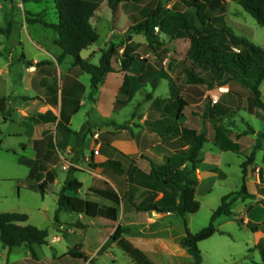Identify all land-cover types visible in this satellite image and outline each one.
I'll return each mask as SVG.
<instances>
[{"label":"rangeland","instance_id":"374dc122","mask_svg":"<svg viewBox=\"0 0 264 264\" xmlns=\"http://www.w3.org/2000/svg\"><path fill=\"white\" fill-rule=\"evenodd\" d=\"M144 4L155 8L159 2L157 0H145ZM231 4L228 7L230 13L227 16L229 25L234 27L232 22L239 21L244 26L237 27L242 31L245 30V34L236 28L234 29L235 33L247 37L255 45L264 48V27H261L242 7L237 8L235 4ZM167 6L175 11L186 10L184 5L178 2H171ZM239 10L243 16L234 19L232 16L235 13L238 14L236 11L239 12ZM39 14L44 15L48 22L58 23L55 0H25L23 5L20 2L15 4L12 0H0V27H11L12 30V34L7 36V61L10 77L17 85L23 84L24 76L30 74H36L35 78L37 79L44 76H53L52 72H54L55 67L40 65L51 60V58L48 54L41 52L36 47V43L47 51L56 50L55 44L50 39L51 37L48 39L49 41L38 38V35L43 34L50 36L54 31L45 29L41 25L27 23V18ZM92 24L102 35L97 47H101V50L107 49L111 43L120 46V54L113 60L115 68L122 70L121 61L124 49L126 46H132L135 48L134 56L147 60V64L158 69H164L172 80H176L177 73L180 72L190 48L189 40H171L162 36L166 40L165 45L153 51L146 46L148 43L145 36L138 35L132 30V22L125 7L120 6L117 12L113 13L105 1L92 19ZM31 38L36 43H32ZM2 39L4 40V36L0 35V40ZM58 57L59 55L54 58L55 66L58 65ZM98 59L94 61V64L98 62ZM73 62L72 57H67L63 65H58L62 78L66 70L73 65ZM60 75L51 82L61 83L62 78ZM181 79L183 80V77ZM81 80L88 85L91 79L89 75L85 74L81 77ZM176 82L179 85L181 80ZM169 83V80L162 79L156 90L152 85H147L137 93L135 101L124 108V111L118 116L111 112L112 106L110 104L103 102L102 106H98L99 92L103 84L97 94L94 95L90 86L83 100L86 105L77 107L82 110L79 114L72 116L73 127L74 129L81 127V123L86 119L85 110H87L89 121L82 130L88 132L86 140L88 137H92L94 140V154H96L95 152H101L103 149L105 155L104 150L110 149V140L125 137V135L135 137L136 129L142 135L146 132L153 134L152 136L156 142L165 145L162 135L157 130H151L147 124L158 122L164 118L155 100L171 99L172 92ZM23 88V86L17 87L22 92L24 91ZM195 90L190 89L185 95L181 93L178 97L183 102L185 96L191 104V107L184 108V118L179 122V126L181 129L187 127L197 133H205L208 140L202 154L204 162L195 174L198 179L196 197L201 203V208L196 214L190 215L186 219L176 214H161L155 210L147 211L146 208L152 204H156L160 208L158 199L152 200L140 194L136 196L135 192L132 191L126 196L131 204H128L127 200L124 204L126 208L123 223L130 222L126 236L133 240L140 249L150 251L159 264H192L193 258L180 244L186 235L185 224L187 223L190 232L193 234L207 228L214 212L221 206L223 198L231 195L228 202L231 203L234 217H220L215 223L218 232L212 238L200 244L203 264H264V205L261 203V200H264V181L261 177V174H264V119L262 117L264 110L254 109L252 114L244 111H233L228 116L221 118L224 128L222 130L227 134L233 145H238L237 152L229 151L221 155L220 146L214 143L217 134L215 123L204 118L203 115L210 101L214 104V100H219L225 96L229 92V86L218 87L215 85L212 90H208L206 87ZM261 90L264 101V83ZM28 93H33V91L29 90ZM199 93H203L204 96L200 97ZM151 95L153 99H150L149 96ZM9 99L10 105L7 116H0V143L3 147H17L18 150H0V214H27L29 216L28 224L49 231V245L39 248L38 254L40 256L46 255L49 257L56 249L62 254L66 246H75L79 251L93 253L98 247L97 245L103 240L101 257L97 258L94 264H129V261L125 259L127 255L122 250L117 248L113 250L112 248L111 237L115 232V222L103 219V231H99L100 218L90 219L85 217L83 222L94 223L93 229L84 228L85 230H80L79 226L81 229L83 227L78 223H74L78 221V214L66 211L59 215V222H62V225L56 221L58 194L69 171L74 170V178L77 176L85 182L86 186L93 187H98L101 184L102 178L98 177L100 171L91 168L90 158L87 160L84 155V145L82 148H77L76 144L69 154L60 151L56 145L54 133L47 137L50 146L48 159L42 160V154L29 151L28 144L25 145L26 153L23 152L20 145L29 140L25 133L28 132L31 124L19 120V114L13 118L16 106L22 102L10 103L15 99L14 96L9 97ZM248 99L251 101V97L247 92L246 101ZM54 105L52 107L56 108ZM53 115L52 111L45 114V116ZM22 118L28 121L36 120L32 116L22 115ZM3 121L8 123L4 124ZM68 131L73 132L71 128ZM79 132L75 133L77 142V133ZM15 134H20V136H14ZM144 138L146 140V137ZM101 141H103L102 144H100ZM258 143L262 148L257 152L256 162L249 167L246 180L248 191L256 197L255 199L243 200L241 197H237L243 185L241 165L251 156ZM213 144L217 146L218 155L214 153L215 147ZM86 154L90 155V152ZM129 157L130 159H127L125 163L127 169L125 176L128 177L123 180L133 184L136 168L132 158L138 160V156L130 155ZM43 162L48 164L45 169L39 168V165ZM139 166H141V170L137 181L141 188L153 189L157 193H162L161 202L163 205L174 206L176 203L178 204L179 200L174 186L164 188L162 181H148L144 176V168H146L149 175L152 165L147 161H140ZM188 166L189 164L186 163L181 168ZM37 171L41 172L44 177L48 176L49 180L51 179L46 194L34 192L28 188L33 182L31 175ZM104 175L106 174L103 171V188H108ZM84 192L81 193L82 196H84ZM121 193H124V191L121 190ZM93 196L97 197L95 194ZM105 207L103 205V208ZM123 207L122 204L118 206L120 212L123 211ZM249 224L259 225V231L254 232L248 227ZM23 258H27L24 248L16 249L8 257V249H5L0 242V264H32L31 262L22 261ZM34 260L39 261V256L38 259ZM20 261L22 262L18 263Z\"/></svg>","mask_w":264,"mask_h":264},{"label":"trees","instance_id":"16d2710c","mask_svg":"<svg viewBox=\"0 0 264 264\" xmlns=\"http://www.w3.org/2000/svg\"><path fill=\"white\" fill-rule=\"evenodd\" d=\"M107 1L109 8L116 13L120 5H124L132 30L138 35H144L147 47L156 51L164 46L166 40H189L190 48L186 60L177 73L176 80H172L164 69L147 64V60L134 56L135 48L126 46L122 54V71L128 72L124 83L120 88L113 110L115 113L126 108L137 93L152 85L154 90L162 79L169 80L172 92L170 100H155L163 119L151 122L147 126L157 130L163 137L165 145L176 152L172 158H165L166 164L175 172L176 178L167 173L159 172L153 165L149 173L150 181H163L165 184L176 185L179 191L178 204L172 207L159 208L152 204L147 211L155 210L161 214H176L186 219L196 214L201 203L196 197L198 179L195 174L203 164L205 145L208 140L205 133H197L195 130L179 126L184 118L183 110L191 107L184 96L183 102L178 97L187 93L190 89L206 87L212 90L218 87L229 86V92L221 97L216 104L212 101L206 106L204 118L215 123L217 131L214 143L220 146L223 152H237L238 145L232 143L224 132L223 120L233 111H244L252 114L254 109L264 110L263 92L261 86L264 83V49L255 45L249 39L238 36L227 24L225 19L226 0H157L159 4L155 8L144 7L137 11L136 1L141 0H55L58 23L48 22L44 15H33L27 18L30 25H41L45 29L53 30L58 38L55 44L62 50L57 58L59 65H63L67 57H72L74 62L70 74L81 77L85 74L91 77L90 86L93 95L97 94L107 75L116 72L113 60L120 54V46L113 43L107 49L101 50V58L98 65L82 58L81 53L94 46L100 35L92 24L97 10L102 2ZM176 1L182 3L185 11H175L168 8V4ZM244 8L245 12L252 16L257 23L264 27V0H235ZM137 2V3H139ZM159 28V32L156 31ZM11 27H0V35L10 36ZM50 64L43 62L40 65ZM183 77V80L181 79ZM177 80H181L178 85ZM196 91V90H195ZM251 101H246V94ZM200 97L204 94L199 93ZM153 99V96H149ZM9 98H0V116L6 117L9 112ZM264 119V114L262 115ZM58 127L69 130L67 126L59 122ZM77 148H82L88 132L84 129L77 133ZM264 137V134H263ZM261 146L258 143L251 156L241 165L243 173V185L237 197L243 200L255 199V195L248 191L246 180L249 167L256 162V155ZM116 151V150H115ZM123 157V154H120ZM93 159V158H92ZM186 163V168H181ZM155 164L160 165L158 159ZM93 169H107L117 175L126 174L124 162L120 159L110 158L103 163L90 164ZM73 171L68 173L66 180L58 194L56 221L63 211L83 214L88 217L117 220V206L121 204L120 196L111 189L92 190L97 197L110 201L114 206L102 208L98 202L81 198L78 192L83 188V183L73 177ZM264 181V174H261ZM33 181L28 188L34 192L46 194L50 184L49 177H44L39 171L31 175ZM231 195L223 198L221 206L214 212L209 226L199 233L190 232L187 223L186 235L181 240V247L193 258L192 264H203V255L200 244L212 238L218 229L216 221L222 217H234L231 203L228 202ZM264 205V200H261ZM29 216L21 213L0 214V242L5 249L12 251L15 248L26 247L33 257L38 259L36 247L49 245V231L28 224ZM254 232L259 231V225L249 224ZM121 250H123L134 264H157L142 250L134 246L123 237L122 228L118 226L111 237ZM68 256L87 261L88 257L72 249Z\"/></svg>","mask_w":264,"mask_h":264},{"label":"crops","instance_id":"0c3cea01","mask_svg":"<svg viewBox=\"0 0 264 264\" xmlns=\"http://www.w3.org/2000/svg\"><path fill=\"white\" fill-rule=\"evenodd\" d=\"M12 1L15 4H17L18 2H20L21 5L25 4V0H12ZM144 1L145 0H141L140 2L136 1V4L138 6L137 11H140L144 7H148V6H146V4H144ZM105 2H107V1H105ZM137 2H139V3H137ZM173 2L177 3L176 1H173ZM231 3L235 4L237 6V8L242 7L238 1L226 0L225 19H226V22L228 25H229V23L227 21V16L230 13L228 11V7L230 6ZM18 5H20V4H18ZM18 5H16V6H18ZM102 5H103V2L101 3L99 8H101ZM120 6H122L123 8L125 7L124 5H120ZM171 9H173V8H171ZM98 10L96 13H98ZM236 12L238 14L235 13L232 16L234 19H238L239 17L243 16L242 12L240 10H239V12L238 11H236ZM232 23H233L234 27H231L230 25L229 26L232 28L234 33H235L234 29L236 28L237 30H239L240 32L245 34L244 33L245 30L242 31V30L238 29V27H237V26L242 27L244 25L240 24L239 21H236V22L233 21ZM98 33L100 35L98 42L94 46L90 47L88 50H85L81 53L82 58L90 61L92 64H94V61L99 58L98 62L97 63L95 62V65H98L100 62L101 47H97V45L100 42V40L102 39V35L100 34V32H98ZM2 36H4V40L3 39L0 40V98H4V97L9 98L11 96H14L15 99L13 101H10V103H12V102L17 103V102L21 101L22 103H19L16 106V111L13 113V118L17 114H19V120H21L22 122H26V123L31 124V127H29L28 132L25 133L26 136L29 137V140L26 143H22L20 145V147H22L23 152H25L27 150L25 148V145L28 144V149H30L29 151L34 152V153L37 152V154H42V157H43L42 160L48 159V155H50V146H49V142L47 141V137H49L51 135V133H54L55 137H56L55 142H56L58 149L60 151H62L64 154H69V152H71V149L73 147H75V145L77 144V136L75 133L81 131L82 128L84 127V125L89 121V116L87 115V110L84 109L85 114H86V119L83 121V123H81V127H79V129H74L72 116L79 114V112L82 110V109H78L80 106L82 107V106L86 105L83 100L85 99L84 97H86V94L90 89V83L88 85L85 84L81 80L82 76L76 77V76L70 74L69 71L72 68V66L66 70V73L64 74V76L62 78V75H60L61 72L58 68V65H59L58 62H57V64H58L57 66H55V62H54V58L57 55L60 56L62 53V50L55 44V41L58 38V35L54 31V33L51 34L50 36L47 34L38 35V38L45 39L46 41H49L48 39L51 37L50 38L51 41L56 46V50H53V51H47L45 49H42V46L39 45L38 43H36V41L33 38H31L32 43H36V47H38L39 50H41V52L48 54L49 57L51 58V60L45 61V62H50V64H46V65H52L53 67H55L54 72H52L53 76H51V77H48V76L45 77L44 76L40 79H37V78H35L36 74H30V75L24 76L23 84H21V85L15 84V82L10 77V72H9V68H8L9 67V63L7 61L8 38L5 35H2ZM242 37H244V36H242ZM245 38H247V37H245ZM113 67H114V65H113ZM114 69L116 70V72L110 73L109 75H107L105 83L100 88L99 97H98V102H99L98 106H100V105L102 106L103 102L110 104L112 106L111 112H113L114 114H116L118 116L124 111V109L121 110L120 112L115 113L113 110L114 103L116 101V98L118 96L120 88L124 83V79L127 76V74H129V73L124 72L122 70H119L118 68H115V67H114ZM58 74L62 78L61 83H59V84L55 83V82L52 83L51 81H54L58 78V76H59ZM90 79H91V77H90ZM19 86L24 87L23 92L19 91L17 89V87H19ZM29 90L33 91V93H28ZM135 98H136V96H135ZM135 98L132 100V102L128 106H130L135 101ZM53 104H55L54 106L56 108L52 107ZM36 108H38V109L35 110ZM50 111H52V113L55 116L54 115L53 116H45V114L50 112ZM22 115H25L28 117L32 116V117L36 118V120L35 121L25 120L22 118ZM59 122L63 123L65 126L71 128L73 130V132H69L68 130H65L64 128L58 127ZM3 123L5 124L8 122L3 121ZM141 135H142L141 132H139V130L136 129L135 130V137H133L132 135H131L132 137H127L125 135V137L116 138L115 140H110L109 141L110 142L109 143L110 149L104 150L105 155L103 154V149L101 150V152H99V153L95 152L96 154H94V152H93L94 140L92 139V137L87 138V140L84 144V147H83L84 155H85V158L87 160L90 158L91 162L94 161V163H103V162H106L110 158L120 159L124 162L125 168H126V164H125L126 160L130 159L129 156L130 155H135V156L137 155L138 160H133L134 157L132 158V161H133V163H135V168H136L135 172H134V183L133 184L129 183L127 181L124 182L123 179H125V177H128V176H125L126 174L123 176H120V175H117L116 173H114L113 171H110L107 169H102V168H98L96 170V171H100V173H98V177L102 178L101 184L98 187L86 186L85 182L81 181L77 176H75V179H77L83 183V188L80 191L79 197L98 202L102 208H103V205L106 207H112L114 205L108 200H105V199L100 198V197L97 198V197L93 196L94 193H92V190L111 189V190L115 191L120 196L121 204H122V206H124L123 207L124 209L122 212H120V210L118 209V206H117V220L112 221V222H115V224H116L115 230L118 226H120L122 228L123 237L128 239L137 248H139V247L134 243V241L131 240L128 236H126V233H128L127 229H129V227H130L129 226L130 222L129 223H126V222L123 223V220L125 217L124 216V214H125L124 210L126 208L124 204H125V201L127 200L126 199L127 194L131 193L133 191V192H135L136 196H138L140 194V195H144L146 198L148 197L149 199H152V200L158 199V203L160 205V208L172 207V206H167V205L162 204V202H161V200L163 198L162 193H157V191L153 190V189L141 188L138 185L137 179H138V174L141 170V166H139L140 161H145V162L147 161L151 165H153L159 172L168 173L170 176L176 178L175 172L165 162V158L174 157L176 152L174 150L168 148L166 145H163L161 142H156L155 138H153V136H152L153 134H150L149 132H146L142 136ZM14 136H20V134H15ZM144 137H146V140H144L145 139ZM102 143H103V141L100 142V144H102ZM0 144H1L0 150H4V149L5 150L6 149L7 150L13 149L16 151L18 150L17 147L6 148V147H3L2 143H0ZM213 145L215 147L214 153H216L218 155V152H217L218 150L216 148L217 146H215V144H213ZM87 152H90V155H87L86 154ZM228 152L221 151V155L228 153ZM205 153H207V152H205ZM120 154H123L126 157H123ZM206 155H211V154H206ZM155 159L159 160V162H160L159 166H157L155 164ZM47 167H48V164L44 163V162L39 165V168L45 169ZM144 169H145L144 176L148 179V181H150L148 172L146 171V168H144ZM103 171L106 174L104 176L106 179L105 183L109 186L108 188H103ZM126 173H127V169H126ZM152 182H155V181H152ZM56 183H58V181H56ZM163 186H164V188H168V186H174V189H175L176 194L178 196L179 191H178V188L176 185L164 183ZM120 189L122 191H124V193H121ZM87 191H89V193H87ZM83 192H84V194H83L84 196H82V194H81ZM103 201H104V203H103ZM128 204H131V202L128 201ZM176 205H177V203H176ZM78 216H79L78 221L74 222V223H78L79 225H81L83 227V229H81V227L79 226L80 230H85V229L92 230L93 229L94 223L83 222V219L85 217H88V216L83 215V214H78ZM88 218L91 219L92 217H88ZM97 218H100V221H101L99 231H103V219H105V218H103V217H97ZM93 219H96V218H93ZM105 220L111 221L108 219H105ZM58 223H60L62 225V222H58ZM76 229H78V228H76ZM97 246L98 247L96 248V250L93 253H85V252L78 250L79 252L85 254L88 257V260L85 262L76 260V259L67 255V253L70 250L77 249V248H75V246H72V247L66 246L65 247L66 249L64 248L65 250L62 254H60L58 252V250L56 249L51 253V255L49 257L46 255L40 256V254H38V251H39V248H41V247H36V252H37L39 259H40L39 261H36L32 258L31 252L26 247H21V248H24L25 255L27 257V258H23L22 261L31 262L32 264H87V263L94 264L96 262V259L101 257L100 254L103 251V240ZM112 248H113V250H115V248H117L118 250H121L114 242H113ZM16 249H19V248H15L12 251L8 250V257H10ZM140 250H142L155 263L159 264L157 261H155L154 256L151 254L150 251L145 250L143 248H141ZM28 255H30V256L28 257ZM102 258H103V256H102ZM125 259L129 261V264H134V262L132 261V259L128 255L126 256ZM22 261H20L18 263H21Z\"/></svg>","mask_w":264,"mask_h":264},{"label":"built area","instance_id":"2783aa9c","mask_svg":"<svg viewBox=\"0 0 264 264\" xmlns=\"http://www.w3.org/2000/svg\"><path fill=\"white\" fill-rule=\"evenodd\" d=\"M156 31L159 32V28H156ZM218 100H214V104H216Z\"/></svg>","mask_w":264,"mask_h":264}]
</instances>
